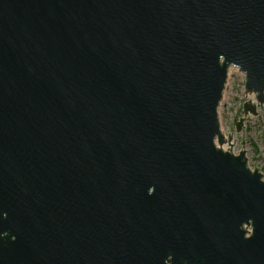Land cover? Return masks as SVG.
<instances>
[{"label": "water", "instance_id": "obj_1", "mask_svg": "<svg viewBox=\"0 0 264 264\" xmlns=\"http://www.w3.org/2000/svg\"><path fill=\"white\" fill-rule=\"evenodd\" d=\"M232 68L239 133L264 0H0V264H264Z\"/></svg>", "mask_w": 264, "mask_h": 264}, {"label": "rangeland", "instance_id": "obj_2", "mask_svg": "<svg viewBox=\"0 0 264 264\" xmlns=\"http://www.w3.org/2000/svg\"><path fill=\"white\" fill-rule=\"evenodd\" d=\"M245 101L258 104L255 95L247 94L245 91V76L238 69L232 68L218 109L220 128L226 137L230 135L232 137L231 152L238 155L242 150L247 151L249 167L252 170L258 169L264 176V110L258 108L257 116L249 115V119L246 117L248 120L244 122L243 129L238 133L235 124L240 118H245L243 112ZM223 149L230 151L231 146L225 145Z\"/></svg>", "mask_w": 264, "mask_h": 264}]
</instances>
